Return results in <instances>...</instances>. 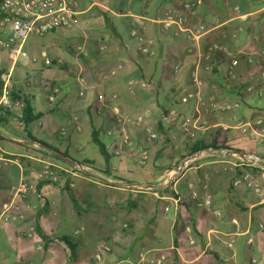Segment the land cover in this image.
Instances as JSON below:
<instances>
[{"label":"crops","instance_id":"0c3cea01","mask_svg":"<svg viewBox=\"0 0 264 264\" xmlns=\"http://www.w3.org/2000/svg\"><path fill=\"white\" fill-rule=\"evenodd\" d=\"M193 1L75 0V26L51 33L56 38L46 44L51 47L48 59L61 75H40L26 85L22 72L14 92L42 114L28 131L51 149L71 152L69 157L86 170L60 175L56 186L15 195L10 189L39 171L35 163L60 164L45 155L44 146L17 132L13 113L0 124V209L9 207L23 216L18 222L0 220V264H141V252L161 264H264V229L259 228L264 224V169L220 153L228 149L264 158V142L233 128L238 121L258 120L264 127V81L259 65L245 60L258 61L264 51V0H204L190 19L206 30L198 41L163 32L160 22L184 15L183 5ZM131 30L145 43L139 44ZM28 41L29 60L13 68V78L16 67L37 60L40 44L28 47ZM213 44L226 53H218L207 71L203 55ZM143 45L152 55L140 53ZM231 58H239L234 79L227 76ZM9 67L0 51V69ZM250 86L261 95L247 91ZM195 90L219 107L239 101L240 108L197 114L194 101L181 102ZM0 109L1 121L8 110ZM116 113L130 121L127 134L133 142V149L119 156L114 155L120 148ZM186 118L204 124L205 134L186 137L180 129ZM92 128L110 155L107 162L99 151L91 154ZM144 128L157 139L147 142ZM214 134L224 148L191 152L212 145ZM138 148L149 151L144 165L138 163ZM21 158L30 164L23 166ZM185 158L191 167L172 177ZM30 227L35 233L29 237ZM62 238L73 245V254ZM103 246L110 251L101 253Z\"/></svg>","mask_w":264,"mask_h":264},{"label":"built area","instance_id":"2783aa9c","mask_svg":"<svg viewBox=\"0 0 264 264\" xmlns=\"http://www.w3.org/2000/svg\"><path fill=\"white\" fill-rule=\"evenodd\" d=\"M102 1V0H100ZM204 0H194L192 3H186L183 5V10L186 11L184 15L176 14L172 17L164 19L160 22L163 32L171 31L174 36L185 34L187 38L198 41L206 33L205 28L202 25L192 24L190 22L191 17L195 15L196 9L203 4ZM78 12L75 9V0H0V51H4L8 60L10 61V67L8 72L2 75L0 81L2 82L0 90V107L10 110L13 113L14 123L20 128L23 127V109L24 101L22 95L13 97L12 95V83L11 76L13 68L22 61L28 58L26 51V43L29 38L41 39L48 34H51L60 29H70L76 24V17ZM130 35L139 43L144 44L145 41L141 35L135 30H131ZM104 48V47H103ZM79 52L81 51L78 48ZM140 53L144 56L152 55L150 49L145 45L139 49ZM218 53H226V49L218 44H213L207 47L203 59L206 61L205 69L211 70V63ZM260 59L255 61L252 57H245L248 65H259V76L264 81V51L261 53ZM40 59L45 66L51 65V61L48 59L45 53L40 54ZM239 58H231L228 68L227 76L229 79H234L236 76V69L239 64ZM36 61L33 59V62ZM80 87L84 86V79L80 76L76 79ZM29 80L28 83H30ZM193 82L197 87L201 85L199 79H193ZM143 88L147 85L145 82L140 84ZM247 91L256 92L261 95L260 90H255L253 87H248ZM55 93V90L53 91ZM132 93V92H131ZM79 95H82L80 92ZM188 101L195 102V112L200 114L210 113L215 111L230 112L240 108V102L227 103L221 107L217 106L214 100H205L201 97L200 92L195 90L186 96L181 98V102L186 103ZM129 120H125L118 113L113 116L114 129L120 140V148L114 152V155L119 156L123 150L133 149V142L127 134V123ZM170 121L165 119V123ZM261 121L256 123L251 121H238L234 125V129L240 131V133H252L257 142H264V127L261 125ZM181 132L188 138H196L197 132L201 135L205 134L207 128L204 124H199L198 119L186 118L180 123ZM222 131L228 130L226 126H221ZM144 134L146 141L151 143L157 139V134L149 128H144ZM138 163L144 165L149 157V151L146 148H138L135 150ZM220 153L223 155H231L240 164L248 167L264 169V158L256 153H244L237 155L228 149H220ZM69 169L46 164L44 169L36 173L34 177L27 180H21L16 187H12L11 191L15 195H25L29 192H36V185L38 182L45 179H49L56 182L59 178V174L76 175L86 170V167L80 164L69 166ZM191 167V160L185 158L181 165L173 171L172 177L181 175L186 169ZM23 219V216L18 212H11L9 207H3L0 209V220L6 223L18 222ZM260 229H264V224L259 225ZM35 233V228L30 227L28 230V236H32ZM110 251L108 246H103L101 253H107ZM264 252V250H263ZM101 253L95 255L96 261L100 262ZM139 261L141 264H161L159 259H155L148 256L146 252H141L139 255ZM253 264H258L255 260Z\"/></svg>","mask_w":264,"mask_h":264},{"label":"trees","instance_id":"16d2710c","mask_svg":"<svg viewBox=\"0 0 264 264\" xmlns=\"http://www.w3.org/2000/svg\"><path fill=\"white\" fill-rule=\"evenodd\" d=\"M4 74H5V72L3 70H0V79H1L2 75H4ZM1 86H2V82L0 81V90H1ZM12 95H13V97H18L19 96V94H16L15 92H13ZM22 97H23V101H24L23 127H22V129H16L17 132H19L21 134H24L25 140H29L30 142L39 143L42 146L50 147L46 143H44V142H42L40 140H37L34 137H32V135L28 131L29 125L31 123L39 120L41 118L42 114L41 113H34V110H33L32 106H31L30 102L24 96H22ZM0 111H1V109H0ZM11 118H12V112L11 111L8 110V111L4 112V117L0 121V124H6ZM91 140H92V143L97 147L100 155L107 162L109 160V158H110V155L107 153V149L105 148V145L99 140L98 132L94 128H92V131H91ZM208 147H212V148L218 149V148H224V145L218 143V138L216 137V134H214V142H213L212 145L211 144H209V145H201L197 149L196 148L194 150L192 149L191 152H194L196 150H201L202 148H208ZM50 148H52V147H50ZM46 153H47V155H49L50 157H52L55 161H57L59 163H62L64 165L69 166L61 158H59V157H57V156H55V155H53V154H51L49 152H46ZM61 153L64 156L70 158L67 152H61ZM21 163H22V160H21ZM79 164H81V163H79ZM22 165H23V163H22ZM23 166H25V165H23ZM23 180H27V179H23ZM44 185L56 186V182H53V181H51L49 179H45V180L40 181V182L37 183L36 190H40V188L42 186H44ZM65 190L69 194V197H70L72 203L75 204V201H74V198H73V195H72L71 191L68 190V189H65ZM74 206H76V205H74ZM61 240L64 241L67 244V246L70 249L71 254H73L74 247L68 241V239L67 238H62Z\"/></svg>","mask_w":264,"mask_h":264},{"label":"rangeland","instance_id":"374dc122","mask_svg":"<svg viewBox=\"0 0 264 264\" xmlns=\"http://www.w3.org/2000/svg\"><path fill=\"white\" fill-rule=\"evenodd\" d=\"M50 38H56V36L55 35H52V34H49V35H46L45 37H43V38H41V39H38V38H30L29 39V41H28V47H32V46H35V45H39L40 44V46H39V50H38V53H36V55H38L37 56V60H36V58H35V60L36 61H34L33 63L31 62V59H30V65L28 66V67H24V66H22L21 68L19 67V69L16 67L15 68V73H14V75L16 76V77H14L13 78V74H12V76H11V83L13 82V81H17L15 84H14V82L12 83V93L15 91H19V86L18 85H20L21 84V78H20V76L22 75V72L23 71H26V72H24V75H25V77L23 76V78H24V80H25V84L27 85L28 84V82H29V80H31V81H33V79L35 78H37L38 76H44L45 78H48V77H50L51 76V72H55V73H57L58 75H61V71L59 70V68H58V66L57 65H49V66H45L44 65V63L42 62V60L39 58V55L41 54V52H45V54L47 55V57L49 58L50 57V55H49V53H48V48H51V47H49V46H47L46 44H47V41L50 39ZM74 39V41H76V38H73ZM52 46V45H51ZM47 49V51H44V50H46ZM76 52V55L79 57L80 55H82L80 52H79V50H76L75 51ZM74 52V53H75ZM26 60H29V58H27ZM50 60V59H49ZM33 66V67H32ZM35 69H37V71H34ZM0 70H3L5 73H7L8 72V70L7 69H5V68H3V69H0ZM39 71H42V72H39ZM13 73V72H12ZM26 73V74H25ZM27 73L29 74V76H27ZM76 77V75L75 74H73V78H75ZM13 79V80H12ZM44 105H45V103H44ZM16 123V122H15ZM14 123V125L16 126V128L17 129H22V128H20L17 124H15ZM43 140H45V141H47V139L45 138V137H43ZM91 146V154H96V155H99L98 154V149L96 148V146L95 145H93V144H90ZM42 153V152H41ZM52 154V153H51ZM68 154L69 155H72V153L71 152H68ZM45 155H47V154H45ZM49 156V155H48ZM50 157V156H49ZM50 158H52V157H50ZM21 160H22V163H23V165H25V166H28V164H30L29 163V160L27 159V158H21ZM52 161L53 162H56L57 163V161H55L53 158H52ZM36 165H37V167H39V171L38 172H40L42 169H44V166L46 165V164H40V163H35ZM60 164V167H63V168H66V169H69L70 167L69 166H67V165H64V164H62V163H59ZM37 172V173H38ZM62 174H64V173H61V174H59V176L60 175H62ZM65 175V174H64ZM66 175H69V174H66ZM65 175V176H66ZM69 176H71V175H69ZM113 179H116V176H114V178ZM58 182V180L56 181V185L58 184L57 183ZM11 190V189H10Z\"/></svg>","mask_w":264,"mask_h":264},{"label":"water","instance_id":"95a60500","mask_svg":"<svg viewBox=\"0 0 264 264\" xmlns=\"http://www.w3.org/2000/svg\"><path fill=\"white\" fill-rule=\"evenodd\" d=\"M50 153L54 154L55 156L61 158L62 160H64L66 163L70 164V165H75L78 164V162L72 160L71 158H68L66 156H64L61 152L56 151L54 149H51L47 146H44Z\"/></svg>","mask_w":264,"mask_h":264}]
</instances>
